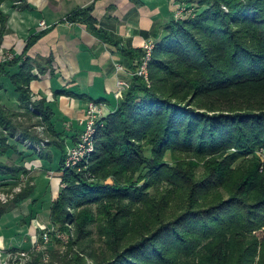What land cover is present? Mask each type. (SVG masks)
<instances>
[{
    "label": "trees",
    "instance_id": "16d2710c",
    "mask_svg": "<svg viewBox=\"0 0 264 264\" xmlns=\"http://www.w3.org/2000/svg\"><path fill=\"white\" fill-rule=\"evenodd\" d=\"M181 1L194 15L172 19L161 34L154 31L149 83L134 74L122 99L110 112L103 111L106 123L96 125L85 175L64 169L65 132L45 100H31L30 84L38 78L32 70L44 74L51 60L42 65L29 56L22 62L16 57L0 67V91L10 88L19 102L17 111L0 102V191L17 187L27 176L21 165L24 155L38 157L36 147L26 145L23 151L20 141L37 142L29 130L37 124H31L37 116L29 110L33 105L47 134L55 138L52 165L66 184L51 205L50 225L64 230L73 221L78 237L86 231V220L76 222L83 216L69 211L87 212L95 205L102 206L108 220L97 234L107 247L102 259L98 251L88 252L94 264H176L180 256L203 258V250L205 264H264V169L256 159H245L264 147V0ZM67 20L116 44L98 28L90 9L76 10ZM6 23L0 11V37ZM36 40L28 41L24 53ZM115 47L130 71L144 55L142 46ZM15 66L19 71L13 74ZM56 95L83 97L66 88ZM176 153L187 158L179 164L165 162L167 154L174 158ZM13 155L16 161L8 163ZM33 189L28 186L1 205L0 215L6 205L30 198ZM156 239L165 246L158 250L152 244ZM79 241L69 243V264H85L72 252ZM49 248V254H35L34 264H67ZM147 251L160 261L149 259Z\"/></svg>",
    "mask_w": 264,
    "mask_h": 264
},
{
    "label": "crops",
    "instance_id": "0c3cea01",
    "mask_svg": "<svg viewBox=\"0 0 264 264\" xmlns=\"http://www.w3.org/2000/svg\"><path fill=\"white\" fill-rule=\"evenodd\" d=\"M140 1L141 5L131 0H22L24 7H19L20 1L15 4L16 0H6L0 5L7 18L5 32L0 37V51L11 50L21 58L20 62L27 56L39 63L52 62L41 79L30 84V91L36 99H45L54 110L57 127L65 132L67 148L71 147L72 137L83 130L79 119L86 100L107 102L109 110L114 106L113 63L126 66L127 61L113 48L114 44L105 43L85 24L69 23L66 17L76 10L90 9L98 28L106 31L113 42L127 49L138 48L145 40H153L154 31L161 30L176 9L175 0ZM41 22L46 24V30L39 29ZM36 38L28 53H24L28 41ZM19 66L11 69L13 74L19 71ZM121 76L130 80L125 74ZM65 88L83 97L56 95ZM0 102L10 110H18L17 94L10 88L0 91ZM49 152L55 155L56 150L53 147ZM16 159L13 155L7 162ZM41 159L24 155L21 161L29 174H35V189L21 203L6 205V211L0 215V264L35 263L37 244L41 243L42 230L50 224V209L61 179L59 172L49 177L41 172L50 165L47 159ZM49 190L51 199L47 197ZM23 253L27 255L24 258Z\"/></svg>",
    "mask_w": 264,
    "mask_h": 264
},
{
    "label": "rangeland",
    "instance_id": "374dc122",
    "mask_svg": "<svg viewBox=\"0 0 264 264\" xmlns=\"http://www.w3.org/2000/svg\"><path fill=\"white\" fill-rule=\"evenodd\" d=\"M164 1L169 2V0H164ZM175 1L176 2H174L175 3L174 6L176 9H175L173 17L170 19V21L172 19L178 21V20H182L183 18H186L188 16L194 15L193 14L194 9L192 7H188L186 2L181 1V0H179V1L175 0ZM139 5H141V1H140ZM67 21H69V20H67ZM69 23H71V22H69ZM164 28L165 27H162L161 30L159 29L160 34L163 32ZM39 29L40 30H46L47 27L42 29L39 26ZM107 36H108V33H107ZM105 38H107V37H105ZM100 39L104 40L103 38H100ZM104 42L107 43L106 41H104ZM148 44L154 45L153 40H145V42L142 44V50L144 51V55L140 59H136V61H134L135 68L133 70L130 71L129 68L127 69V67H125L121 62H114L113 63L114 76L116 77V90H115L116 102H118L119 100L122 99L123 94L126 92V90L130 86V80L122 79V76H121L122 74H125V76H127L129 79H131L132 78L131 76H133L135 74L136 76L143 77L145 82L149 83V62L151 61V58H152L154 46H153L152 50L148 51V48H146V46ZM113 46H114L113 48L117 51V53H119L118 49L115 47V44ZM7 51H11V50H2V52H7ZM147 52H148V54H147ZM146 56H148L149 59L146 62V64H144L143 61L145 60ZM39 64L44 65L45 63H39ZM49 67H52V66L46 65V69ZM46 72H47V70L44 72V74ZM53 73H54V71H53ZM44 74L40 73V71H38L37 69L34 68L32 70V75L35 77H38V78H36L33 81L41 79V76H43ZM54 97H56V96H54ZM190 98L191 97H189L188 99H190ZM31 100L33 103H36V102H39L43 99H41V100L36 99L35 96H33V93L31 92ZM45 102L48 103L46 100H45ZM86 102L87 103H86L85 111L83 112V116L81 119H79V125H81L83 129L85 128V130L87 129V126L89 125L90 121L96 122V120L101 116L100 115L101 109H102V111H104V110L109 111V108H107L108 107L107 102L99 101L100 103H97L94 100H91V101L86 100ZM30 107H32L34 110L30 109ZM30 107H29V110L32 111L33 114L37 115L35 117L33 116L31 124H34V123H37V124L35 125V127H30L31 129H29V130H31L33 132V134H35L37 136V142L33 141V140L31 141L28 139V141L26 140L27 144H24L25 140L20 139L21 144H23L22 146L21 145L20 146H21V148L23 147L22 148L23 151H27V149L25 148L26 145H28L29 149H31V150H33L34 147H36L35 149L37 152L36 156H38L37 158H42L41 160L47 159L48 163L50 164L47 167H45L43 171H41V172H46L47 174H49V175H47L49 177L50 175L57 172L52 165L54 163L55 155L50 154V152H49V150L51 148H53V146H54V145L51 146V144L55 138H53L47 134V126L43 120V116L41 117V119H39V116H38L41 114V112L39 113L38 110H36L33 105H30ZM111 109H112V107L110 108V110ZM191 109H193V108H191ZM99 119L102 123H106L104 119H102V118H99ZM85 136H87V138H85ZM15 138H18V137H15ZM74 140H76V141L73 142ZM74 140L70 141L71 142L70 148L65 147L66 150L64 152V158H63L64 165H63V167H64V169L75 170L76 172L85 175L84 171H86L88 169L89 160H87L88 158H87V156H85L86 152H87V148H86V145H84L83 143L87 144V147H89V146L91 147L92 141L89 140V135H85L83 131H80L76 135V138ZM64 143H66L65 139L63 141V144ZM15 145H16V143H15ZM46 152L48 154L45 155ZM228 152H229V150H228ZM258 152L259 151L257 149L256 151H254L253 156H250V157L248 156V158H245V159H247V160H250L253 158L256 159L260 163V168H261L260 170L262 171L264 169L263 154L258 153ZM146 154L149 155L148 152ZM31 157H33V156H31ZM185 158H187L185 155H180L179 153H176L174 158L171 157L169 154H167L166 158H165V162H167V163H178L179 160H182ZM200 173H202V172H200ZM34 177H35V174H32V173L29 174L28 173L27 176H25L22 179V183L21 182L19 183V185L21 184L20 186L18 185L17 187L12 188L10 190L6 189L7 193L12 194L14 197L16 194H19L24 189L28 188V186H31L35 189L34 184H35L36 180ZM92 178H94L93 175H92ZM165 187H166V185H163V191L166 190ZM16 189H18V190H16ZM34 189H33V191H34ZM64 189H66V184L62 181V179H60V182L58 184V194ZM176 193H177V191L174 190L175 195H176ZM175 195H173V197H175ZM50 196L51 195H50V190H49L47 197H49V199H51ZM13 197L11 199H13ZM48 201L50 202L51 200H48ZM53 201H54V199H53ZM101 208H102V206L95 205V206H92L90 208V210H88L87 212H86V210H83V208L69 211L70 213L74 212L73 214H75V217H77V215L83 216L81 219H78L76 222H80V220H86L85 224H84V229L86 231H85V233H82V235L80 234L78 237H77V227H76L75 223L73 224V221H70V220L67 221V223L65 224L64 230H59V227H54V226H51L49 224V226H47V228H51V227H52V229L55 228V230L60 231L63 234V236H65V238H64V240L63 239L60 240V242L62 243V244H60V246H57V245L55 246V244L53 242L54 237L52 235L50 242L48 244L44 245L43 250L48 251V248L50 246L49 250L58 251L60 259L61 260L65 259L64 261L67 264H69L71 262V260H73V256L70 253V249H69V243L71 241L76 242V241L80 240L79 243H77V245H75L73 247L72 252L75 254L79 253L81 258L85 260V264H94V262L91 261V258L88 256V252H93L94 250L98 251V258L102 259L101 255L106 252L107 247L104 246L103 243L99 242V238H98L97 234H98V232L100 233L101 230L104 229L108 225L107 224L108 220L105 218V215L102 214V212L104 213V211ZM147 220L150 221V219H146V221ZM142 225H144V224H142ZM86 232L91 233L92 236H90L89 238H85L84 236H85V234H87ZM145 232H148V230H145ZM260 234H264V231H263V233H260ZM152 244H154V246L158 247L157 248L158 250L165 246L163 243H161L157 239ZM147 252L150 253L148 256L149 259L160 261V260L156 259L155 254H152L149 251H147ZM153 252H155V251H153ZM48 254H49V251H48ZM205 255H206V253L203 250L201 253V256L203 258L200 257L199 260L193 259L192 257L187 259V258L180 256V258H177L175 260V263L176 264H205V261H206ZM103 257H104V255H103ZM164 261H162V262H164ZM55 262L58 264V260Z\"/></svg>",
    "mask_w": 264,
    "mask_h": 264
},
{
    "label": "built area",
    "instance_id": "2783aa9c",
    "mask_svg": "<svg viewBox=\"0 0 264 264\" xmlns=\"http://www.w3.org/2000/svg\"><path fill=\"white\" fill-rule=\"evenodd\" d=\"M19 1L20 0H16V3L15 4H19ZM40 27L43 29V28H46L47 26H46V24L44 22H41L40 23ZM152 44L151 45L148 44L146 46V48H148V51L153 49V46L154 45H152ZM147 54H148V52H147ZM148 56H146L145 60L143 61L144 64H146V62L148 61V59H149ZM15 58H16V54L14 52H12V51H7V52L0 51V67H1V65L5 64L7 62H10L12 60H14ZM30 109H33V108L30 107ZM100 115L101 116L99 118H102V115H103L102 109L100 110ZM99 118L96 120V122L90 121L89 125L87 126V129L86 130H85V128L83 129L84 134L85 135H89V140L92 141L91 147L90 146L87 147V144L83 143L84 145H86V148H87V152H86V155H85L88 158L87 160H89L91 158V156L93 154V151H94L93 135H94V133L96 131V125L100 121ZM16 137H18L16 139H19V136H16ZM85 138H87V136H85ZM258 151H259L258 153H262L263 154V163H264V147L259 148ZM16 190H18V189H16ZM12 197H13L12 194H8L7 192L0 191V206L1 205H4V204H7L8 202H10V200H12L11 199ZM52 235H54L59 240H62V239L64 240V238H65V236H63V234L60 231L55 230V228L52 229V227L51 228H47L46 227V228H44L42 230V233H41V238H42L43 241L41 243H38L37 244V249L39 251H42L44 249V245H46V244H48L50 242ZM24 255L27 256L26 254L23 253L22 254L23 258H24Z\"/></svg>",
    "mask_w": 264,
    "mask_h": 264
}]
</instances>
